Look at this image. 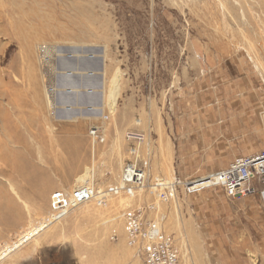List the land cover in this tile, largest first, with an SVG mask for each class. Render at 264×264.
<instances>
[{"label": "rangeland", "instance_id": "374dc122", "mask_svg": "<svg viewBox=\"0 0 264 264\" xmlns=\"http://www.w3.org/2000/svg\"><path fill=\"white\" fill-rule=\"evenodd\" d=\"M44 44L96 52L97 104L103 70L110 78L119 68L116 109L60 119L66 71L59 56L42 62ZM263 116L264 0H0V264H139L123 214L141 206L181 238L178 264H264L259 194L188 188L262 151ZM93 124L106 137L95 148ZM133 129L145 133L137 163L175 181L176 196L161 201L144 187L54 212L52 193L73 190L93 166L92 185L121 181Z\"/></svg>", "mask_w": 264, "mask_h": 264}, {"label": "built area", "instance_id": "2783aa9c", "mask_svg": "<svg viewBox=\"0 0 264 264\" xmlns=\"http://www.w3.org/2000/svg\"><path fill=\"white\" fill-rule=\"evenodd\" d=\"M68 56L73 57L70 52ZM72 89L75 92L74 88ZM51 91L53 92L52 88ZM90 107L86 109L89 110ZM67 108L73 109L70 105ZM94 109L91 108V110ZM102 117L109 119V114L102 113ZM136 133L129 132L127 139L134 142L130 152L140 157L137 146L144 139ZM91 134L100 141L105 140L96 129H92ZM208 177L210 179L205 186L191 188L187 183L190 192L198 193L206 188L221 186L219 188H222L229 198L259 194L264 205V149L253 154L235 157L226 168L209 173ZM141 187L157 193L161 201H168L177 193L175 181L170 182L169 185H163L162 178H153L149 170L137 163L129 162L125 167L122 182H109L108 186L100 188L84 182L70 191L56 190L51 195V206L54 212L65 214L73 207L91 200H96L99 205H105L108 199L118 195L119 191L134 194V191ZM150 208L152 209L153 206ZM123 220L126 244L133 250V255L138 259L139 264H178L181 257V238L168 232L164 228L163 220L151 216L145 206L125 211Z\"/></svg>", "mask_w": 264, "mask_h": 264}, {"label": "bare ground", "instance_id": "6f19581e", "mask_svg": "<svg viewBox=\"0 0 264 264\" xmlns=\"http://www.w3.org/2000/svg\"><path fill=\"white\" fill-rule=\"evenodd\" d=\"M48 47H46L45 44L41 45L39 47L40 56H42V62L44 64H47L48 62L51 63L52 61L50 60V58H53L55 56H59L58 57V60H60L59 64L61 66H63L66 73H63V72L59 73L57 85H58V87L60 86L61 88H60V90L59 89H57V90H59L58 92H62V94H64V95H61L63 99L66 95H67L68 99H72V100L65 99L66 100L65 102L70 104L73 108H83V107L88 108L89 106H91L89 108V110H91V108L99 109L100 107H97V104L95 103L96 99L94 98L98 95V92H97L98 90L95 88V85L93 83V81L97 82L96 81L97 76H92L93 74H98V72L95 70L91 71V69H88V68H86L87 66H85V64H88V62L85 59L92 60V57L98 56L96 54V52L92 53L90 51H85L84 49H82L83 47L81 48L79 46H74V47H71V49H70L71 50L70 53L73 56V58H70L68 56L69 52H66L65 47H62V46H57L56 48H54L53 46H48ZM72 60H75L77 63L71 64L70 61H72ZM103 71H104V75H105L104 78H102V81H103L102 82L103 83L102 98L104 100V107L106 108V106H107L108 109L114 111L117 107L118 98L120 96V84H121L122 74L118 68L114 71V73L110 76V78H107V73H108L107 66ZM69 84H71L73 87L68 86ZM72 88H74L75 92H73ZM69 89H71V91H69ZM46 93H47V99H48L49 105L51 107H55V102L50 95L52 93L50 88H49V92L47 91ZM86 103H88V104H86ZM62 107L65 109V111L62 110L63 113H66L67 115H71L73 113L72 119H78L79 117H82V115L86 114V113L84 114L83 112H75L72 109H68L64 105ZM89 113H91V115H93V116L100 117L101 121L102 120H104V121L109 120V119H104V117H102V115L99 113H95V112H89ZM69 118H71V117H69ZM136 123L138 125H141L140 120H137ZM101 126L102 125L99 124V125H91L89 127L88 135H89V138L93 142L102 143L103 141H100L99 139H97L95 136H93L91 134L92 129H96L98 131V133L104 139H106L105 134L102 131ZM141 131H142L141 129L129 130L126 133V137H127V134L129 132H133V133L139 132L136 134L141 135V138L145 139V133H143L144 131L143 132H141ZM96 143H94L93 148H95ZM130 154L133 156V159L129 160L127 163H129V162L130 163H137V157L138 156H135L131 152H130ZM127 163L125 164V166L123 167L122 172H121V177H120L121 182H122V177H123L124 170H125ZM142 167L145 168L144 166H142ZM91 170H93V172H91L89 175H82L81 177H79L77 179V184H78L77 187L80 185V183L90 182L93 179L94 166L92 167ZM206 178L210 179V177H208V175ZM167 185H169V184H167ZM11 188L14 189L12 185H11ZM141 188H144V187H141ZM155 218L163 220V223H164V220H165L164 215L161 216V218H159V217H155ZM181 251H182V246H181Z\"/></svg>", "mask_w": 264, "mask_h": 264}, {"label": "crops", "instance_id": "0c3cea01", "mask_svg": "<svg viewBox=\"0 0 264 264\" xmlns=\"http://www.w3.org/2000/svg\"><path fill=\"white\" fill-rule=\"evenodd\" d=\"M45 43H46V42H45ZM48 44H50V43H48ZM72 47H74V46H72ZM79 47H81V46H79ZM70 48H71V47H70ZM81 48H82V47H81ZM82 49H86V50H87V47H85V48L83 47ZM91 49H92V48H91ZM69 51H71V50H69ZM90 52L94 53L93 51H90ZM71 58H73V57H71ZM98 58H99L98 56H95V57H92V60H90V59H85V60L88 62V64H85V66H87L86 68L91 69V71H92V70L97 71L98 69L94 66V64H95V65L97 64V62H98V61H97ZM70 63H71V64H75V63H77V62H76L75 60H72V61H70ZM59 65H60V64H59ZM62 68H63V66H62ZM97 76H98V75H97ZM98 78H99V76H98ZM96 81H97V80H96ZM93 83H95V82L93 81ZM62 95H64V94H62ZM94 98L97 99V97H94ZM64 99H68L67 95L64 97ZM68 100H72V99H68ZM98 100H99L100 103H99V104L96 103V104H97V107H101L102 105H104V104L102 103V99H101V97L98 98ZM98 105H100V106H98ZM64 106H66V105H64ZM62 113H63V112H62ZM72 114H73V113H72ZM72 114H71V115H67L66 113H63V116H62L63 118H60V119H64V117H66V118H65L66 120H75V121H76V120H78V119L80 118V117H79L78 119H72V117H73ZM89 114L91 115V113H89ZM66 115H67V116H66ZM69 117H71V118L69 119ZM95 118H96V117H95ZM96 119H100V117H97ZM242 120H243L244 123L241 122V125L243 124L242 126H244V128L247 127V123L245 124V122H247V121L244 120V117H242ZM236 122H237V121H236ZM95 124H97V123H95ZM95 124H93V125H95ZM238 125L241 126L240 123H238ZM242 132H244V130H242ZM233 158H234V157H233Z\"/></svg>", "mask_w": 264, "mask_h": 264}]
</instances>
